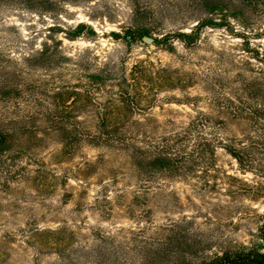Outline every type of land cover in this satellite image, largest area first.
I'll use <instances>...</instances> for the list:
<instances>
[{"label":"rangeland","instance_id":"rangeland-1","mask_svg":"<svg viewBox=\"0 0 264 264\" xmlns=\"http://www.w3.org/2000/svg\"><path fill=\"white\" fill-rule=\"evenodd\" d=\"M236 9L0 0V264H202L262 247L264 174L220 144L249 125L214 104L264 84V1ZM201 112L212 123L188 129ZM202 138L212 155L192 153ZM166 141L171 159L150 164Z\"/></svg>","mask_w":264,"mask_h":264},{"label":"trees","instance_id":"trees-1","mask_svg":"<svg viewBox=\"0 0 264 264\" xmlns=\"http://www.w3.org/2000/svg\"><path fill=\"white\" fill-rule=\"evenodd\" d=\"M236 4L237 14L244 12V9L249 8L257 1L264 0H233ZM150 42H154V38L149 37ZM242 93L239 94L236 101L226 100L224 102L216 101L217 111L220 114H225L231 119H244L249 125V131L242 134L240 138L222 137L220 140L221 146L228 151L238 162L243 170H249L259 175L264 174V84L256 79L245 80L242 82ZM213 116L199 113L194 119L189 122V128H196L199 125H209L213 121ZM218 122L224 125L226 119L223 117L217 118ZM253 130V134L250 132ZM118 136L121 132L114 129H108L102 132V138L109 140L113 134ZM131 135H135L137 129L128 131ZM176 140L181 141L182 137L177 135ZM174 144L168 141L161 148H155L150 155V164L154 165L159 161H169L171 159V149ZM197 151L202 155H212L211 142L209 139H203L197 143ZM191 153V155H192ZM143 151L135 149L131 151L129 159L133 166L140 169L144 165L139 160L143 156ZM258 237L262 241V247H240L232 251H223L218 255L202 264H264V218L258 227Z\"/></svg>","mask_w":264,"mask_h":264},{"label":"water","instance_id":"water-1","mask_svg":"<svg viewBox=\"0 0 264 264\" xmlns=\"http://www.w3.org/2000/svg\"><path fill=\"white\" fill-rule=\"evenodd\" d=\"M145 39L148 40V41H150V38L149 37H146Z\"/></svg>","mask_w":264,"mask_h":264}]
</instances>
